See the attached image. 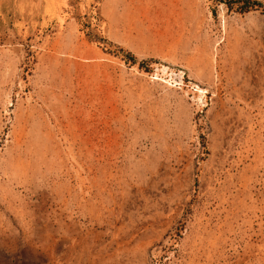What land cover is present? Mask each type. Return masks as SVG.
I'll list each match as a JSON object with an SVG mask.
<instances>
[{"label": "rangeland", "instance_id": "obj_1", "mask_svg": "<svg viewBox=\"0 0 264 264\" xmlns=\"http://www.w3.org/2000/svg\"><path fill=\"white\" fill-rule=\"evenodd\" d=\"M256 1L0 0V264H264Z\"/></svg>", "mask_w": 264, "mask_h": 264}, {"label": "crops", "instance_id": "obj_2", "mask_svg": "<svg viewBox=\"0 0 264 264\" xmlns=\"http://www.w3.org/2000/svg\"><path fill=\"white\" fill-rule=\"evenodd\" d=\"M50 1L51 4H47ZM69 1L74 0H30L33 12L36 17L49 18L59 17L64 12L65 4L68 5Z\"/></svg>", "mask_w": 264, "mask_h": 264}, {"label": "trees", "instance_id": "obj_3", "mask_svg": "<svg viewBox=\"0 0 264 264\" xmlns=\"http://www.w3.org/2000/svg\"><path fill=\"white\" fill-rule=\"evenodd\" d=\"M255 5H259V1L256 0H241L240 5L238 6V8L240 10H247L248 8H251Z\"/></svg>", "mask_w": 264, "mask_h": 264}]
</instances>
